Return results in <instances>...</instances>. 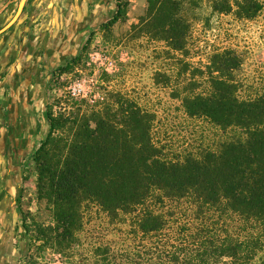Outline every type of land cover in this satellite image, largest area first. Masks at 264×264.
<instances>
[{
    "label": "trees",
    "instance_id": "16d2710c",
    "mask_svg": "<svg viewBox=\"0 0 264 264\" xmlns=\"http://www.w3.org/2000/svg\"><path fill=\"white\" fill-rule=\"evenodd\" d=\"M191 2L148 0L143 30L166 41L169 56L188 54ZM241 65L236 51H216L206 85L191 79L175 93L189 117L219 131L200 150L166 155L153 139V117L128 102L73 119L47 114L48 132L32 155L37 193L53 219L38 228L45 242L65 253L81 231L83 204L95 203L151 238L134 249L106 246L101 264H264V82L243 95Z\"/></svg>",
    "mask_w": 264,
    "mask_h": 264
},
{
    "label": "rangeland",
    "instance_id": "374dc122",
    "mask_svg": "<svg viewBox=\"0 0 264 264\" xmlns=\"http://www.w3.org/2000/svg\"><path fill=\"white\" fill-rule=\"evenodd\" d=\"M214 1L186 3L192 24L188 54L175 52L172 57L167 54L166 41L143 30L148 0H119L114 25L95 31L91 44L66 74L51 80L39 114V143L48 132L47 114L73 119L77 113L90 114L107 106L117 109V101L137 105L153 117V139L166 155L200 150L216 141L217 127L189 117L175 93L183 91L191 79L201 82L197 89H202L210 56L223 49L236 51L242 59L236 72L240 92L251 95L260 89L264 82V0H230L229 12L215 10ZM37 176L30 157L21 206L24 227L17 237L19 254L24 251L18 264H95L97 260L101 264L106 246L134 249L151 240L141 232L132 233L124 217L113 218L98 204L86 203L76 242L65 253L56 251L38 232L39 226L53 225V219L50 207L38 196Z\"/></svg>",
    "mask_w": 264,
    "mask_h": 264
},
{
    "label": "flooded vegetation",
    "instance_id": "af4514ba",
    "mask_svg": "<svg viewBox=\"0 0 264 264\" xmlns=\"http://www.w3.org/2000/svg\"><path fill=\"white\" fill-rule=\"evenodd\" d=\"M119 7V0H55L53 14L60 19L56 24L67 32L66 40L73 35L74 51L53 60L49 45L33 52L29 44L24 47L23 60L11 56L0 70V264H18L22 259L24 249L19 254L17 237L24 227L25 168L39 145V114L50 82L56 75L66 74V67L69 70L91 44L95 31L114 25ZM3 249L7 251L2 254Z\"/></svg>",
    "mask_w": 264,
    "mask_h": 264
},
{
    "label": "crops",
    "instance_id": "0c3cea01",
    "mask_svg": "<svg viewBox=\"0 0 264 264\" xmlns=\"http://www.w3.org/2000/svg\"><path fill=\"white\" fill-rule=\"evenodd\" d=\"M55 0H0V70L7 61L23 60L26 45H32L33 52H40L43 45L50 46L52 59L64 58L75 44L69 34L56 24L54 17ZM72 51V50H71Z\"/></svg>",
    "mask_w": 264,
    "mask_h": 264
}]
</instances>
